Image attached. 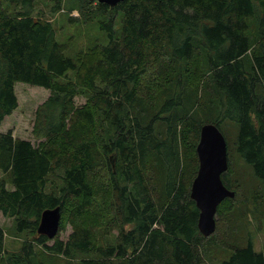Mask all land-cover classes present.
<instances>
[{
  "label": "trees",
  "instance_id": "16d2710c",
  "mask_svg": "<svg viewBox=\"0 0 264 264\" xmlns=\"http://www.w3.org/2000/svg\"><path fill=\"white\" fill-rule=\"evenodd\" d=\"M34 1L0 0L17 10L0 6V122L16 108L14 84L50 92L35 111V143L0 133V173L12 186L0 181V214L30 235L44 210L58 207L59 221L54 237L36 233L13 254L4 249L0 227V264H45L35 247L65 260L87 254L77 264H207L205 253L218 244L232 250L220 264H264V249L255 252L250 241L238 247L224 235L217 239L228 224L222 229L215 220L203 238L189 198L204 124L225 140L220 180L234 193L219 203L215 219L227 221L233 203L243 201L240 185L230 181L235 156L264 189V0H124L112 7L78 0L107 15L99 25L107 41L91 61L65 56L51 24L32 14ZM153 70L163 98L144 122L131 110L142 88L152 92L145 80ZM69 72L76 81L67 80ZM77 89L88 93L80 108L72 103ZM156 124L161 132H154ZM98 154L108 185L100 205L93 179ZM252 203L249 213L264 232V208L257 210L255 197ZM104 222L117 226L118 239L101 247L95 228ZM66 224L70 233L61 241Z\"/></svg>",
  "mask_w": 264,
  "mask_h": 264
},
{
  "label": "rangeland",
  "instance_id": "374dc122",
  "mask_svg": "<svg viewBox=\"0 0 264 264\" xmlns=\"http://www.w3.org/2000/svg\"><path fill=\"white\" fill-rule=\"evenodd\" d=\"M54 0H35L33 3V15H36L46 21H48L54 32V38L57 42L66 45L65 56L76 60L77 57L81 56L84 59L96 58L97 49L100 46L105 45L106 36L99 30V25L106 21L107 15L102 14L95 7L94 4H87L86 2L78 0H60L59 10L53 9ZM1 7H5L9 14H13L17 10H13L11 7L0 2ZM114 28L118 33L120 30L119 14L116 16L113 22ZM78 67H81L78 65ZM78 69V70H80ZM170 69V68H169ZM67 80L76 81L77 78L74 72H69ZM158 80V81H157ZM58 81H65L58 79ZM150 85L152 92L148 89L142 88L140 90V99L137 101L131 113L137 117L143 119L142 121L148 120L156 110L157 103L163 98L161 92V86H157L156 83H160L155 70L145 80ZM147 84V85H148ZM143 91V92H142ZM13 92L16 98V108L8 115L5 116L0 122V133L10 132L13 138L28 140L31 143L36 141L31 135L33 126V120L35 118V111L39 105H41L45 99L49 96V91L40 87L30 86L26 84L16 83L13 85ZM88 93L85 90L77 89L73 99V107L80 108L87 102ZM140 113V114H139ZM227 134L232 137L234 128L230 123H225ZM154 132L162 131V125H154ZM99 138V132L96 133ZM231 139V138H230ZM103 161L102 155L95 158V169H94V182L95 188L99 187L100 190H96L95 200L98 205L101 204V200L106 195L108 185L106 183V175L104 168L101 167ZM232 176L230 181L233 180L238 182L240 185V194L243 201H238L232 205V213L228 217L227 221L222 217L216 216L220 228L228 224V233L223 232L217 233V239H221L224 235V241L233 243L238 247L245 246L247 241L252 243L255 252L262 251L264 249V232L262 230L257 214L251 215L249 209L254 205L252 199H257L256 208L259 212L263 211L264 208V189L251 175L250 169L244 165V163L236 156L233 159L232 164ZM0 181L3 182L6 189L10 190L8 174L0 173ZM54 183H57L54 181ZM58 185V184H57ZM244 209L245 216L242 217L238 211ZM243 213V215H244ZM110 222V221H109ZM102 223L95 228V238L98 245L101 247L105 245H114L118 239L117 226L111 223ZM0 227L3 230V246L8 254L17 253L22 245L23 241H32L37 234L30 235L27 232L17 233L14 229V221L11 218L3 217L0 214ZM128 229L125 226V229ZM220 232V229L218 230ZM70 233L69 225H65L63 230L57 234V237L61 241H65L68 234ZM52 241H48L47 245H51ZM36 259L42 260L45 264H77L80 258H86L87 254H75L72 259H64L61 257H49L48 255L41 254L40 249L35 247ZM232 250L230 248H224L218 245H213L205 253V259L207 264H220L229 258ZM130 253V251L128 252ZM131 256V253L129 254Z\"/></svg>",
  "mask_w": 264,
  "mask_h": 264
},
{
  "label": "water",
  "instance_id": "95a60500",
  "mask_svg": "<svg viewBox=\"0 0 264 264\" xmlns=\"http://www.w3.org/2000/svg\"><path fill=\"white\" fill-rule=\"evenodd\" d=\"M124 0H96L109 7ZM197 169L189 188V198L198 211L196 228L207 238L215 230V213L224 198H233L234 193L223 186L220 176L227 170L225 140L213 124H204L198 132L195 146ZM59 221L58 207L42 211L36 233L48 239L54 237Z\"/></svg>",
  "mask_w": 264,
  "mask_h": 264
},
{
  "label": "bare ground",
  "instance_id": "6f19581e",
  "mask_svg": "<svg viewBox=\"0 0 264 264\" xmlns=\"http://www.w3.org/2000/svg\"><path fill=\"white\" fill-rule=\"evenodd\" d=\"M224 199H229V198H224ZM224 199H223V200H224ZM231 199H232V198H231ZM215 214H216V213H215Z\"/></svg>",
  "mask_w": 264,
  "mask_h": 264
}]
</instances>
